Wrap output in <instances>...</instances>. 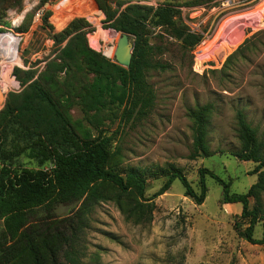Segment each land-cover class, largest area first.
<instances>
[{"label": "rangeland", "instance_id": "obj_1", "mask_svg": "<svg viewBox=\"0 0 264 264\" xmlns=\"http://www.w3.org/2000/svg\"><path fill=\"white\" fill-rule=\"evenodd\" d=\"M124 1L127 4L129 0ZM166 1L142 0L141 3L157 6ZM219 1L175 0L181 9L177 21L189 25L199 20L190 16L194 12L192 8L198 5L207 9L201 10L200 17L206 20L211 16V7L220 6ZM77 4L84 5L81 12L58 26L57 20ZM75 18L87 21L84 29L89 46L113 59L121 33L104 28L106 14L96 0H23L20 8L7 10L0 34L12 33L19 57L10 73L17 83L11 92L24 88L14 73L16 69L26 71L32 67L37 77L56 48L52 35ZM99 27L107 29L112 40L97 41L95 34ZM131 37L135 41V36ZM147 37L150 58L155 64L147 72V80L155 91L150 114L127 121L122 118L124 106L110 103L99 112L94 125L84 120V112L78 105L72 109L73 118L83 120L96 137L111 138L110 147L117 153L119 166L149 168L174 164L185 172L197 192L200 191L199 169L206 167L230 183L232 194L246 193L258 180L259 173L254 170L257 163L235 155L240 148L236 112L244 111L264 143V30L249 34L239 46L230 49L224 61H212L199 70L195 68V46H185L181 39L161 27L148 26ZM107 47H112L111 52L106 53ZM1 62L0 48V75ZM21 75L25 77V73ZM209 103L213 106L206 125L209 154L192 157L194 123L190 113ZM4 105L5 102L0 103V110ZM16 160L26 167H37L28 151ZM165 180V176L148 177L145 199L141 202H149L153 210L151 219L143 222L128 217L119 205L118 191L107 189L106 198L91 211L89 225L80 236L83 264H264V243H251L241 233L248 223L241 217L242 204L224 202L223 185L214 177L206 175L208 191L201 204L185 195L180 179L174 180L166 192L153 197ZM121 201L124 207L136 203L132 194L123 195ZM249 207L261 211L253 233L254 238L261 239L264 192L258 199L251 197ZM70 208L61 205L57 212L65 215ZM2 231L0 221V237Z\"/></svg>", "mask_w": 264, "mask_h": 264}, {"label": "trees", "instance_id": "obj_2", "mask_svg": "<svg viewBox=\"0 0 264 264\" xmlns=\"http://www.w3.org/2000/svg\"><path fill=\"white\" fill-rule=\"evenodd\" d=\"M96 1L106 14L104 28L135 36L130 68L91 48L84 29L87 21L75 18L52 35L56 48L37 77L32 67L14 72L24 88L10 92L0 110V264H83L80 236L89 225L91 211L106 198L107 189L118 191L119 205L128 217L150 220L153 205L141 199H145L147 179L152 176L166 177L153 197L180 179L185 195L196 204L206 198V175L214 177L223 185L224 202L242 204L241 217L248 221L242 235L251 243L263 244L264 213L263 236L257 239L253 233L261 211L250 209L249 204L251 197L258 199L264 192V143L243 110L236 112L240 148L235 155L257 163L254 170L259 175L242 194H232L230 183L206 167L199 169L197 192L185 172L174 164L119 166L117 153L110 147L111 138L96 137L83 120L73 118L72 109L78 105L84 120L94 125L99 112L110 103L124 106L122 118L127 121L150 114L155 91L147 72L155 64L150 58L148 26L169 31L191 48L200 40L186 24L177 21L181 9L175 0L157 6L142 0H129L127 4L124 0ZM22 3L23 0H0V24L8 9L20 8ZM83 7L77 4L69 8L57 25H65ZM212 107L209 103L190 113L194 123L192 157L209 154L206 125ZM25 151L36 160L37 167L18 164L16 158ZM125 194L134 195L136 203L124 207L121 197ZM61 205L71 206L67 214H58Z\"/></svg>", "mask_w": 264, "mask_h": 264}, {"label": "built area", "instance_id": "obj_3", "mask_svg": "<svg viewBox=\"0 0 264 264\" xmlns=\"http://www.w3.org/2000/svg\"><path fill=\"white\" fill-rule=\"evenodd\" d=\"M219 5L214 4L211 7V16L206 20L200 19L203 14L201 10L207 11L204 5L192 8L194 12L190 15L191 19L198 17L199 20L191 21L187 26L190 32L200 36L194 47L197 70L212 61H224L249 34L264 30V0H220ZM197 11L200 13L197 14ZM203 23L206 24L204 28ZM13 87H3L1 67L0 103L5 102Z\"/></svg>", "mask_w": 264, "mask_h": 264}, {"label": "bare ground", "instance_id": "obj_4", "mask_svg": "<svg viewBox=\"0 0 264 264\" xmlns=\"http://www.w3.org/2000/svg\"><path fill=\"white\" fill-rule=\"evenodd\" d=\"M97 20V19H96ZM10 33V34H9ZM9 33H2L0 34V48L2 52V84L4 87L8 86H15L16 80L14 77L11 75L10 78V73L12 71V66L14 63L18 62V58L16 55L15 51V44H16V38L12 36L11 32ZM95 38L98 41L100 38L102 39H107V40H112V37L107 29H104L102 27H99L98 30L96 31ZM119 38V34H118ZM112 47L106 48V53L111 52ZM114 51L113 50V56H114Z\"/></svg>", "mask_w": 264, "mask_h": 264}, {"label": "water", "instance_id": "obj_5", "mask_svg": "<svg viewBox=\"0 0 264 264\" xmlns=\"http://www.w3.org/2000/svg\"><path fill=\"white\" fill-rule=\"evenodd\" d=\"M135 41L128 33H121L114 51V59L122 66L130 68Z\"/></svg>", "mask_w": 264, "mask_h": 264}]
</instances>
